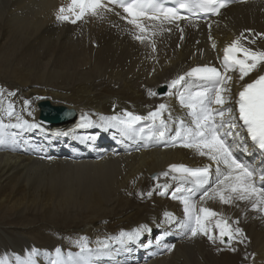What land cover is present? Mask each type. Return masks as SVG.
Returning <instances> with one entry per match:
<instances>
[{
    "label": "bare ground",
    "instance_id": "1",
    "mask_svg": "<svg viewBox=\"0 0 264 264\" xmlns=\"http://www.w3.org/2000/svg\"><path fill=\"white\" fill-rule=\"evenodd\" d=\"M69 5V0H0V90L5 93L0 106L6 107L11 101L24 119L40 125L38 100L29 101L26 97L51 95L52 104L70 107L78 115L72 124L68 121L54 126L67 129L71 125L68 134L88 126L84 117L94 118V128H102L101 117H107L111 108H116L113 116L124 112L147 116L164 103V118L171 136L180 128V121L185 127L193 126L180 95L187 96L195 90L170 88L171 95L161 98L149 95L150 91L160 85L169 86L193 64L223 69L224 49L244 30L263 34L258 45L259 50L264 49V0L229 8L212 30L204 23L179 21L185 35L181 50L176 24L165 23L141 43L134 38L138 30L127 22L122 8L109 4L112 11L87 15L74 24L57 21L58 9ZM94 42L99 43L96 49ZM153 45L158 48L156 53L150 50ZM227 75L229 95L241 84L237 72L228 71ZM239 131L245 140L243 145L237 142L234 155L255 168L264 166V156L255 152L244 131ZM9 132L16 134L0 147V260L5 264H52L51 249L61 242V235L94 230L103 232L99 241H108V247L97 257L99 264L121 252L129 255L135 249H162L159 243L166 236L168 246L173 240H180L175 250L163 251L141 264H264L263 222L247 202L223 204L218 199H206L196 202V208L200 204L223 217L233 214L251 237L246 249L256 254L253 261L247 259L243 248L237 254H219L208 238L183 235L184 229L179 227L187 219L180 214V210L184 212L183 204L172 198V182L162 175L174 163L197 161L199 154L180 146V141L175 146L171 143L169 150H159L153 141L144 144L136 139L134 148L123 150V143L108 141L101 133L103 137L98 141L106 148L108 159L49 162L22 156L15 149L16 144H24L28 131ZM37 140L49 156L56 141L45 135ZM229 142L233 143L231 137ZM245 145L247 152L242 150ZM63 148V154L74 155L70 143ZM118 149L121 151L116 152ZM152 222L159 224L152 228L154 234L141 231L131 245L116 239L122 231H134V226L142 229ZM95 254L92 253L93 258ZM69 259L65 255V264ZM75 264L84 263L78 258Z\"/></svg>",
    "mask_w": 264,
    "mask_h": 264
},
{
    "label": "snow or ice",
    "instance_id": "2",
    "mask_svg": "<svg viewBox=\"0 0 264 264\" xmlns=\"http://www.w3.org/2000/svg\"><path fill=\"white\" fill-rule=\"evenodd\" d=\"M109 4L123 9V12L127 14V22L138 30L139 34L134 35V38L144 43L146 39L156 34V30L162 29L165 23L179 26V21L191 23L192 17L198 14L219 15L221 9L227 6V0H175V7H166L162 0H107V4L105 0H71L67 8L61 6L58 9L56 19L74 24L87 15L98 16L103 11H112L113 9L108 7ZM143 21L158 23L148 25ZM149 28L153 31L149 32ZM180 31L183 29L181 28ZM153 50H155L154 45ZM260 65H264V51L242 46L240 38H237L224 49L223 73L215 67H196L172 80L170 88H177L186 81H196L202 90L189 93L187 96L181 93L180 102L189 109L193 126L185 127L184 122L180 121V128L171 136L168 135L170 129L164 118V113L167 111V105L164 103L159 104L157 110L150 111L147 116L124 112L122 115L101 117L100 126L119 127L130 139L171 142L173 146L176 141H180V146L194 149L200 156L207 157L212 162L196 169L172 165L169 171L162 173L166 178L170 173H174L171 176L173 180L192 185L187 189L177 187L172 194L173 199L181 200L187 217L186 221L179 225L184 229L183 235H190L192 238L203 235L212 243H216L215 235L209 232L208 223L210 218L217 217L218 213L203 206L197 210L196 203L191 198V194L196 191H200L201 201L218 199L223 204L243 201L250 204L253 211L264 214V168H255L251 163H246L234 155V147L238 146L237 142L243 145L245 140V136L238 131L241 129L250 138L255 152L264 156V75L246 84L238 93V99L234 101L238 106V112L234 113L231 106L233 102L229 96L225 95L230 91L225 87L230 77L224 74L228 71L237 72L239 79L243 80ZM168 94L171 95L170 92ZM4 95V91L0 90V98ZM149 95L154 96L156 93L150 91ZM213 105L218 107L214 108ZM0 111L3 112L0 116V147L5 146L16 134L10 133V129L24 132L40 127L37 123L30 122L18 114L15 104L11 101L6 107L0 106ZM5 117H7V123ZM169 118H171L170 113ZM84 120L88 124L92 123L87 117H84ZM144 121L149 122L147 127H138ZM241 121L242 124L239 123ZM230 137L233 143L229 142ZM242 150L247 152V146L245 145ZM213 175H215L214 180ZM184 192L188 194L176 195V193ZM148 195L151 193L149 192ZM216 228L219 229L221 243L226 242L225 237L229 242L236 237L239 243H244L247 239L240 228L233 229L226 220H218ZM141 231H148V229L144 226L142 229L138 228L130 232L122 231L116 239L121 244L134 242ZM97 244L98 252L108 247L107 240L97 241ZM79 247L82 253L93 251L86 242L79 243ZM167 247L171 251L174 245ZM63 255L62 249H55L56 259L52 261V264H65ZM71 255V253L68 254L69 258ZM0 264H5V261L0 260Z\"/></svg>",
    "mask_w": 264,
    "mask_h": 264
},
{
    "label": "rangeland",
    "instance_id": "3",
    "mask_svg": "<svg viewBox=\"0 0 264 264\" xmlns=\"http://www.w3.org/2000/svg\"><path fill=\"white\" fill-rule=\"evenodd\" d=\"M46 171V170H45ZM16 218V216L13 217V219ZM2 248V247H1Z\"/></svg>",
    "mask_w": 264,
    "mask_h": 264
}]
</instances>
